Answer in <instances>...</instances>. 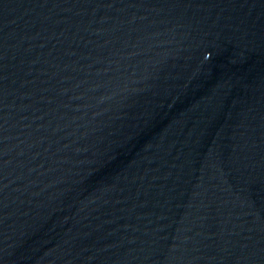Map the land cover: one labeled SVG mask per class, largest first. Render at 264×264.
I'll return each mask as SVG.
<instances>
[{
  "label": "water",
  "instance_id": "water-1",
  "mask_svg": "<svg viewBox=\"0 0 264 264\" xmlns=\"http://www.w3.org/2000/svg\"><path fill=\"white\" fill-rule=\"evenodd\" d=\"M0 264H264V0H0Z\"/></svg>",
  "mask_w": 264,
  "mask_h": 264
}]
</instances>
